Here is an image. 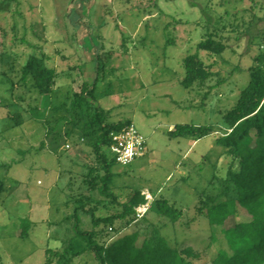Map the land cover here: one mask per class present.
I'll return each instance as SVG.
<instances>
[{"label": "rangeland", "instance_id": "obj_1", "mask_svg": "<svg viewBox=\"0 0 264 264\" xmlns=\"http://www.w3.org/2000/svg\"><path fill=\"white\" fill-rule=\"evenodd\" d=\"M158 1V8H143L134 0H0V264H46L49 246H69L79 201L103 217L122 211L136 190L147 202L131 223H99L96 229L109 228L102 243L137 231L139 240L163 237L191 248L194 264H209L227 246L207 216L210 204L238 195L232 157L216 138L227 133L223 117L264 53V0ZM209 31L228 48L210 57L202 51L214 74L187 88L184 60ZM35 53L59 74L50 94L21 80V66ZM95 81V102L110 110L108 120H131L147 137L144 155L112 168L109 188L119 202L99 191L102 162L81 129L74 134L62 119L70 118L64 108L73 93ZM177 123L213 130L196 140L171 138ZM166 198L181 210L175 222L154 203ZM78 214L84 229L95 227L91 214ZM24 218L30 227L21 236ZM248 219L237 203L225 227ZM82 246L77 239L73 247ZM70 257L69 264L96 263L89 251Z\"/></svg>", "mask_w": 264, "mask_h": 264}, {"label": "trees", "instance_id": "obj_2", "mask_svg": "<svg viewBox=\"0 0 264 264\" xmlns=\"http://www.w3.org/2000/svg\"><path fill=\"white\" fill-rule=\"evenodd\" d=\"M134 2L138 7H159L158 0ZM227 48L226 42L217 39L216 32L209 31L208 36L197 43L194 54L185 58L186 76L182 84L190 88L195 82L204 83L214 74L213 64L206 63L202 51L210 57L224 53ZM256 60L260 63L249 68L248 84L240 91L236 104L223 117V126L228 128L227 133L216 138V143L227 148L232 157L230 172L238 195L213 202L208 207V221L214 226L215 232L220 230L223 233L227 245L218 250L217 256L209 264H264V53H260ZM58 76L57 69L48 65L47 56L43 53L29 55L21 66V80L25 84L32 82L41 94H50L55 90ZM96 83L97 81L92 84L85 82L80 91L73 93L70 104L64 108L71 114V119L64 116L62 119L72 122L69 128L74 134L77 128L81 129L80 137L87 140V144L93 147L94 154L102 162L105 173L99 191L111 196L114 202H119L117 194L109 188L115 176L112 168L117 162L109 150L111 133L132 122L108 120L110 110L95 102ZM14 118L17 123L22 122L21 115L16 114ZM173 127L168 131L171 138L191 137L195 140L211 134L213 130L209 124L196 123H177ZM147 198L145 193L136 190L127 203H121L124 207L122 211L103 217H95L94 211L86 210L88 201H79L75 207L74 234L69 240V246L62 250L49 246L46 249V264H69V255L82 251L91 252L95 257V264H194L190 259L194 255L191 248L181 250L163 237L155 239V236H146L139 240L135 231L113 242H110L111 239L101 242L109 228L96 229L99 223H104L111 229L116 219H125L126 223H131L137 206L145 204ZM154 203L163 217L174 222L181 217V210L167 198L156 199ZM237 203L245 207L250 219L237 221L227 228L226 220L236 215ZM79 210H85L92 215L95 225L93 229H84L79 224ZM21 221L24 225L21 236H26L29 233V221L27 218ZM215 237L213 233L212 238ZM77 239L83 242L80 250L73 247Z\"/></svg>", "mask_w": 264, "mask_h": 264}, {"label": "built area", "instance_id": "obj_3", "mask_svg": "<svg viewBox=\"0 0 264 264\" xmlns=\"http://www.w3.org/2000/svg\"><path fill=\"white\" fill-rule=\"evenodd\" d=\"M109 150L118 163L128 165L147 152V137L132 122L111 133Z\"/></svg>", "mask_w": 264, "mask_h": 264}, {"label": "crops", "instance_id": "obj_4", "mask_svg": "<svg viewBox=\"0 0 264 264\" xmlns=\"http://www.w3.org/2000/svg\"><path fill=\"white\" fill-rule=\"evenodd\" d=\"M132 122V121H131ZM172 125H170V127H171ZM147 149H148V147H147Z\"/></svg>", "mask_w": 264, "mask_h": 264}]
</instances>
